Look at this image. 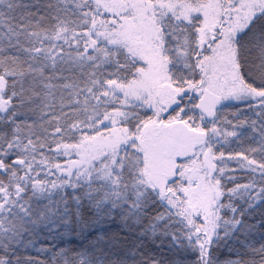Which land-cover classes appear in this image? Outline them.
Segmentation results:
<instances>
[{"label": "snow or ice", "instance_id": "obj_1", "mask_svg": "<svg viewBox=\"0 0 264 264\" xmlns=\"http://www.w3.org/2000/svg\"><path fill=\"white\" fill-rule=\"evenodd\" d=\"M0 264H264V0H0Z\"/></svg>", "mask_w": 264, "mask_h": 264}]
</instances>
